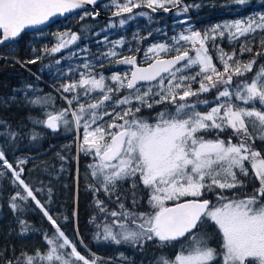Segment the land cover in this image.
I'll use <instances>...</instances> for the list:
<instances>
[{
    "label": "snow or ice",
    "instance_id": "6c2138e0",
    "mask_svg": "<svg viewBox=\"0 0 264 264\" xmlns=\"http://www.w3.org/2000/svg\"><path fill=\"white\" fill-rule=\"evenodd\" d=\"M96 3L97 0H0V45L14 41L31 26ZM181 3L182 0H124L121 4L111 0L108 7H115L113 16H121L141 6L153 12H167L168 5L176 7ZM233 3L245 5L248 0ZM190 7L199 6L184 5L180 11L187 12ZM119 23L123 25L125 20L120 19ZM257 34L260 48L264 49V12L217 24L203 33L189 30L173 37L171 43L153 44L144 51L141 63L135 54L120 56L115 47L124 42L118 40L101 55L105 59L120 57L114 62L129 66L128 71L106 77L85 62L79 80L61 85L64 93L72 94L70 98L63 97L68 107L45 112V118L35 123L53 131L61 125L74 127L78 133L83 129L78 150L96 158L89 165L99 185L90 186L94 191L102 189L111 194L120 181H135L136 177L149 190L150 212L130 211L123 203H119L121 211L107 212L104 202L96 200L100 211L113 218L112 223L104 225L103 239L142 246L154 238L162 243L188 238V244L181 246L174 259L161 258L160 264H216L218 257L220 264H264V154L254 147L256 140L264 142V64L257 60L264 58V50L256 51L251 60L241 61L236 58L235 49L229 54L216 43L218 38L227 37L231 43L241 38L255 39ZM79 39L71 32L58 34L56 46L45 51L60 52ZM209 46L216 52L222 70L213 62ZM245 52L253 53L247 43L240 45V53ZM254 66L257 70L249 80L247 74L253 73ZM234 77L245 78L237 82ZM197 82L199 87L193 90L192 84ZM213 90H218L213 101L199 99ZM121 92L125 94L120 95ZM191 97H196V101L189 103ZM83 98L89 102H82ZM29 103L47 106L52 100L38 97ZM209 103L214 106L207 112L197 110ZM257 103L262 107L257 108ZM158 105L172 107H164L151 121L141 115L142 109L151 110ZM105 117L111 121L105 123ZM229 130L232 135L227 140L221 138ZM209 133L214 134L212 138H208ZM0 161V166L11 170L14 183L22 186L24 193L17 191L11 197V207H18L17 200L31 198L55 228L51 237L44 236L49 246L45 252L23 253L22 261L17 258L18 264H98L94 254L92 259L86 258L60 229L33 188L21 178L23 167L13 168L3 150ZM249 169L259 187L242 198L224 196L223 190L247 187L240 177H249ZM132 187H137L135 182ZM205 192H216L217 203L203 199ZM187 197L192 199L182 200ZM169 201L174 203L169 205ZM132 203L137 204L135 194ZM208 221L222 236L219 251L208 245L206 233L198 231ZM27 230L26 226L22 228ZM95 238L100 239V234Z\"/></svg>",
    "mask_w": 264,
    "mask_h": 264
},
{
    "label": "trees",
    "instance_id": "16d2710c",
    "mask_svg": "<svg viewBox=\"0 0 264 264\" xmlns=\"http://www.w3.org/2000/svg\"><path fill=\"white\" fill-rule=\"evenodd\" d=\"M119 1L124 2V0ZM232 3L231 0H211L200 4L199 7H190L187 12H182L180 8L184 5H194L189 0H184L180 6L175 7L171 16H158L146 9H139L131 14L104 19L99 25L93 23V27L86 29H83L82 25L86 22H92L93 19L90 12H88V16H84L83 13L86 11L84 10L65 20L58 21L48 28L49 30L58 29L60 31L70 29L79 34L80 39L63 50L62 53L49 54L45 51L46 48L54 47L56 42L53 37L41 36L44 30L25 32L18 39L0 47V150L5 152V158L13 165V168L19 170L20 167H23L25 175L21 178L33 188L37 199L45 205L47 210L66 204L67 211L63 214L64 220L58 218L57 224L61 226L65 235L72 239L77 250L86 254L90 259L93 256L85 249L82 239L91 252L115 260V262L99 260L101 264H122L124 262L159 264L160 255L158 256V254L162 250L154 249L149 245L145 247L132 244L130 246L135 248L134 258L128 259L117 254L123 245L115 243V245L112 244L105 248H95L90 244L84 234L85 230H83L82 223L84 221L83 210L91 208L90 195L93 192L97 193L90 186L99 187L97 182H94L86 174V168L94 163L96 158L91 154L77 150L80 143L77 146L74 127L66 128L63 126L60 130L53 132L43 124H36L35 121L43 120L45 112L54 106L52 104L47 106L34 105L29 101L38 97L46 98L55 95L59 103L67 108L65 99L43 80L53 85L65 97V93L59 88L64 84L65 79L79 80L80 75L78 73L83 68L79 64L82 56L92 59L91 64L94 65L95 72H102L108 77L114 71H121L118 67L119 64L114 62L120 57L105 59L101 55L109 51L115 41L123 40L124 42L115 47V51L120 53V56L135 54L138 63H141L144 59V50L153 44L171 43L172 38L180 33L187 34L189 30L203 33L217 24L242 19L244 14L241 12V7ZM98 8L101 12L109 15H113L112 13L116 11L115 7H108V5L100 4ZM256 8L263 9L264 6L261 5ZM248 10L253 13L255 9L248 8ZM140 13H146V15H140ZM82 16H84L83 20L81 19ZM130 16L131 18H129ZM122 18L128 19H126L125 24L120 25L119 21ZM111 20H114V26L107 27L108 21ZM49 34L54 36L51 32ZM105 36H107V41L104 40ZM216 43L223 50L238 47V41L230 43L227 37L218 38ZM137 48L140 50L138 53L130 51ZM209 49L214 51L211 46ZM72 53H76V55L73 56ZM61 54H64V57L60 56ZM38 56L39 59H37ZM32 60H36V62L29 63ZM57 61L60 62L57 63ZM73 66L78 67V73L69 71V68ZM128 69L129 66L127 71ZM164 107L167 106L158 105L149 110L146 116L150 117L151 114H154L153 112H158ZM77 136L81 140L83 139L82 128L79 133L77 132ZM20 160L25 161V163L16 164ZM0 165H2V161H0ZM1 168L3 166H0ZM128 180H131L132 184L129 185ZM134 182L137 185L135 189L132 187ZM18 185V183L8 182L6 178L0 175V264H7L8 261L18 264V257L22 261L23 253L33 254L37 250H41L40 248L45 244V234L50 236L55 232L54 226L31 198L26 201L17 200L15 203L18 207L16 209L11 207L13 202L11 197L17 191L24 194L22 186L19 185L18 188ZM75 188L77 192H75ZM37 189L40 191H36ZM98 192L102 195L109 194L102 189ZM148 192L149 190L140 183L139 177H136L135 181L129 178L120 181L116 190L111 193L116 195L114 200L108 197L106 200L104 198L101 200L104 203L114 201L118 211H121L119 203H123L126 208H143V202L147 200ZM133 194L137 199L135 205L132 203ZM75 195L78 210L77 221H74L73 218ZM117 197L120 198L119 201H117ZM170 203L174 202L169 201L168 204ZM20 221H24L25 224L21 225ZM75 222H77V229ZM25 226L28 230L22 231ZM90 229L88 228V231ZM215 234L221 235L218 232ZM164 245L170 252H175L176 244L167 243ZM43 264L45 263L43 262Z\"/></svg>",
    "mask_w": 264,
    "mask_h": 264
},
{
    "label": "flooded vegetation",
    "instance_id": "af4514ba",
    "mask_svg": "<svg viewBox=\"0 0 264 264\" xmlns=\"http://www.w3.org/2000/svg\"><path fill=\"white\" fill-rule=\"evenodd\" d=\"M191 3H193L194 5H200V4H203V3H207L211 0H189ZM247 4H250L249 6L247 7H244L242 5H239L240 7L242 6V10L241 12H243L244 14V17L243 18H246L248 17L249 15L253 14V13H256V12H264V8L263 9H257L256 7H260L261 5L264 6V0L263 2L261 3L260 0H248V3ZM248 8H253L255 9L254 12L252 13V11L248 10ZM88 11H92V10H88ZM99 12L100 9H99ZM103 13V12H101ZM106 17L109 16V15H106L105 13H103ZM242 18V19H243ZM247 43L248 46L252 47L253 49V53H243L241 54L240 53V45L241 44H245ZM234 49H224V51L226 53H229L231 54L233 52ZM260 50H264V49H261L260 48V45H259V34L256 35L255 39H252V38H248L247 40H245L244 38H241L239 41H238V47L235 49L236 51V58L241 60V61H248V60H251L252 59V56L253 54L256 52V51H260ZM209 53L213 56V62L216 63L217 67L220 68L222 70V66L219 64V62L216 60V52L215 51H211L209 49ZM258 60V64H264V58H257ZM256 67L254 66L253 68V73H248L247 74V79H251L252 78V75L254 74V72L256 71ZM194 74V73H192ZM245 77H234V80L235 81H239L241 79H244ZM199 87V83H194L192 84V88L193 90L197 89ZM217 91L218 90H213L211 91L210 93H205V94H202L199 99L201 100H208V101H213L214 100V97L216 96L217 94ZM196 97H191L189 98V103H192V102H195L196 101ZM238 103H242V102H238ZM57 108L58 109H62L64 108L62 106L61 103H59V100L57 99ZM167 107L170 108L171 105H166ZM212 106H214L213 103H209L208 105H200L197 110L200 111V112H207ZM248 106H251V105H248ZM257 108H261L262 106L257 103L255 105ZM53 109V108H52ZM56 109V110H58ZM162 110V109H161ZM160 110V111H161ZM54 111V110H53ZM149 109H142L141 111V114L143 116H146L147 113H148ZM146 117H149V116H146ZM62 128V126L59 128V130ZM58 131V130H57ZM53 132H56V131H53ZM213 133H209L208 134V138H212L213 137ZM232 133L231 131H227V132H224L221 134V138L227 140V138L229 136H231ZM235 138L233 139V143H235ZM254 147L257 149V150H260L262 152V154H264V142H261L259 140H256L255 144H254ZM21 161V160H20ZM247 166V165H246ZM25 175V171H23V176ZM21 176V177H23ZM241 179L244 180L245 184L247 185L246 188H237V189H234V190H223V195L226 196V197H229V198H232L234 195L236 197H240L242 198L244 195H250L252 194L253 192V189L255 187H259V183L257 181H255L253 178H252V174H251V169H249V177L247 178H244V177H240ZM94 182H96V179L95 178H92ZM129 181V185L132 184V181L131 180H128ZM115 194H100L99 192L95 193L93 192L91 195H90V201H91V208H87V209H84L83 210V214H84V221L82 223V227H83V230L84 231V234L86 236V238L88 239V241L90 242V244H92L95 248H99V247H103L102 246V242L104 241L100 235V239H96V235L97 233L100 234V231L98 230V228H100V225L103 224V219L106 218L107 213L105 212H101L100 209L97 207V204H96V200L99 199L101 200L102 198H104L106 200V198H110L111 200H114L115 198ZM185 199H188V198H185ZM203 199H208L210 200L213 204L217 203V199H216V192H205L204 196H203ZM106 208H107V212H111V211H116L115 209V203L114 201L112 202H108V203H104ZM173 203H170L169 205H171ZM63 206V204L59 205V207ZM109 206V207H108ZM130 211H135V212H150L152 211V209L150 208V205L148 203V198L145 202H143V208H137V209H132L130 208L129 209ZM49 213L52 212V210H48ZM118 211V210H117ZM53 214H55V220L56 222H59V219L58 218H61L64 220V210H62L61 208H58L57 210V213H55V211H53ZM109 223H112V220L113 218L111 216H109ZM60 229H61V226H59ZM88 228L90 229V231H88ZM199 232H202V233H207V232H210V233H215V232H218L219 233V230L215 227L214 223L211 222V221H208L202 228H200L198 230ZM218 236V235H217ZM221 235L218 236V239L220 240ZM187 238H182L180 240H177V241H171V242H167V243H174V244H178L184 240H186ZM84 239H82V242L84 243L83 241ZM109 245H112V241H109ZM159 243L161 245H164V243H162L161 241H159ZM165 243V244H167ZM85 245V243H84ZM217 263V261H216Z\"/></svg>",
    "mask_w": 264,
    "mask_h": 264
},
{
    "label": "rangeland",
    "instance_id": "374dc122",
    "mask_svg": "<svg viewBox=\"0 0 264 264\" xmlns=\"http://www.w3.org/2000/svg\"><path fill=\"white\" fill-rule=\"evenodd\" d=\"M232 2H233V0H231ZM260 2H263V0H260ZM110 3H111V0H108V1H106V2H103V3H101V5H103V6H105V5H110ZM119 3H124V2H121V1H119ZM192 4V3H191ZM232 4H235V3H232ZM236 5H238V4H236ZM250 4H245V5H242V6H244V7H247V6H249ZM168 6H172V5H168ZM242 6H241V8H242ZM99 9V8H98ZM107 11V9H104V11ZM85 12H90V14H94L95 13V11H85ZM84 12V13H85ZM84 13H83V15H84ZM104 13V12H103ZM106 14V13H105ZM106 15H108V14H106ZM108 17H105V18H102V17H100V19H97V20H92V22L90 21V22H86V23H84V25H82V28L83 29H86V28H90V27H93V23L94 24H96V25H99V23H101V22H103V20L104 19H107ZM122 19H124L125 20V23L127 22V20L126 19H128V18H122ZM234 21V20H233ZM124 23V24H125ZM110 24H112V25H114V20L112 21H108V25H107V27H109V25ZM221 24H223V23H221ZM49 32H51V33H53V35L54 36H51L50 34H49ZM65 32H71V33H75V34H77L78 36H79V34L77 33V32H75V31H71L70 29L68 30H64V31H60V30H58V29H53V30H49V29H46V30H44V32L41 34V36H49L50 38L51 37H53V38H55V42H56V44L58 43V40H57V35L58 34H61V33H65ZM80 37V36H79ZM78 41V40H77ZM76 41V42H77ZM75 42V43H76ZM74 43V44H75ZM73 45V44H72ZM72 45H70V46H72ZM56 46V45H55ZM69 46V47H70ZM68 47V48H69ZM65 49H67V48H65ZM65 49H61V53L63 52V50H65ZM146 50V49H145ZM144 50V51H145ZM60 52H57V53H60ZM57 55H59V54H57ZM130 55V54H129ZM129 55H127V56H129ZM60 56H63L64 57V54H61ZM59 57V56H58ZM63 61V60H62ZM60 62V61H59ZM85 62H89V63H91L92 62V59H90L89 57H87V56H82L81 57V60H79V64H80V66L82 67L83 66V64L85 63ZM118 67L121 69V71H114L112 74H114V73H120V74H123V73H125L126 71H127V65H123V64H119L118 65ZM69 69H78V67L77 66H73V67H71V68H69ZM198 70V69H197ZM82 71H84V69L82 68ZM82 71H80V72H82ZM74 72H77L78 73V71H74ZM79 72V73H80ZM78 73V74H79ZM111 74V75H112ZM110 75V76H111ZM80 78V77H79ZM69 82H71V80L70 79H65L64 80V84H67V83H69ZM56 89V88H55ZM54 88H53V90H55ZM59 89H61V87L59 88ZM58 90V89H57ZM56 91V90H55ZM57 92V91H56ZM125 93L124 92H121L120 93V95H124ZM71 93H65V96H68L69 98L71 97ZM94 96H96V94H93ZM49 97H51V100H52V105L54 106L53 107V109L52 108H49L48 109V111L47 112H49V111H53V110H56V109H58L57 108V106H58V104H57V98L55 97V95H51V96H49ZM96 98L98 99L99 97L98 96H96ZM82 102H89V101H87V98H83V100H82ZM63 107H64V105H62ZM76 105H75V102H74V104H73V107H75ZM133 106H135V105H133ZM108 107H109V109L111 108V105H108ZM158 112H160V111H158ZM154 114H156L157 112H153ZM154 114H151L150 115V117H146V116H144V117H146V118H149V120L151 121V118H153V117H155V115ZM45 118V117H44ZM111 121V118L110 117H105V123H108V122H110ZM62 127H63V125H61ZM64 127H66V126H64ZM66 128H68V127H66ZM81 130V129H80ZM76 142H77V145L80 143V142H82V140H81V138H79L78 136H77V131H76ZM77 147V146H76ZM78 150V149H77ZM92 164H94V163H92ZM92 164H90V165H92ZM0 171H2V176L4 177V178H6L7 180H8V182H13V184H17V183H14V177L12 176V172H11V170H8L6 167H3V168H1L0 169ZM91 172H92V169L90 168V167H87L86 168V174L89 176V178L91 179V178H94L92 175H91ZM119 184V183H118ZM117 184V185H118ZM18 188H19V185H18ZM75 192H77L76 191V188H75ZM47 196H48V194H47ZM48 199V198H47ZM48 201H49V199H48ZM101 201H103V200H101ZM77 198H76V195H75V198H74V208H73V211H74V221H77L78 220V216H77V212H78V210H77ZM58 208H61L62 210H64V213H65V211H67V209H66V204H64L63 206H61V207H59V206H57V207H51L49 210H52V212L51 213H49L50 215H52L53 216V218L55 219V214H53V211H55V213H57V210H58ZM115 209H116V211L118 210V208L117 207H115ZM127 209H130V208H127ZM109 216H106V218H104L103 219V224L102 225H100V228H98V230L100 231V235H101V237H102V239H103V235H104V225H105V223H109ZM110 224V223H109ZM79 227V226H78ZM75 228L77 229V222H75ZM114 231H117L118 229H113ZM63 231V230H62ZM200 233H202V232H200ZM52 235H50L49 237H51ZM221 237V239L219 240L218 239V236L213 232V233H210V232H207L206 233V238H207V242H208V245L210 246V247H212V248H215V249H217V251H219L220 250V248H221V245H222V236H220ZM69 238V237H68ZM69 240H71L72 241V239H70L69 238ZM104 241L101 243L102 244V246H103V248H105V247H107L110 243H109V241H111L110 239L109 240H105V239H103ZM73 242V241H72ZM153 242H155V243H153ZM158 242V243H157ZM74 243V242H73ZM112 244H114L115 245V242H113L112 241ZM132 244H134V243H132V242H122V243H120V245H123L122 247H120L121 249L118 251V255L120 256V257H123V258H128V259H133L134 258V251H135V248L134 247H132V246H130V245H132ZM165 244V243H164ZM188 244V238L186 239V240H184V241H182V242H180V243H178V244H176L175 245V252L174 253H172V252H170L169 250H168V248L167 247H165V245H160L159 244V240H158V238H154L153 240H151V241H146V242H144L143 243V245L142 246H147V245H149L150 247H154V249H161L162 251L158 254V256L160 255V257H159V259L161 260V258H166V259H174V257H175V255L181 250V246L182 245H187ZM135 245H137V246H141L140 244H135ZM43 247H41L40 249V251L41 252H45L47 249H48V245L46 244V241H45V244L44 245H42ZM86 246V245H85ZM111 246V245H110ZM77 247V246H76ZM85 249H86V247H85ZM88 252H89V254H94V256H95V258H97L98 259V264H101L100 263V261L99 260H105V261H108V262H115V260H112V259H110V258H102V257H99L98 255H96L94 252H91L90 250H89V248H87L86 249ZM82 254V253H81ZM82 255H85L86 256V258H89L86 254H82ZM93 256V255H92ZM90 259V258H89ZM160 260H159V264H160ZM45 264H46V262H44ZM125 264H130V263H126V262H124ZM124 263H122V264H124ZM216 264H220V260H219V257L217 258V263Z\"/></svg>",
    "mask_w": 264,
    "mask_h": 264
},
{
    "label": "water",
    "instance_id": "95a60500",
    "mask_svg": "<svg viewBox=\"0 0 264 264\" xmlns=\"http://www.w3.org/2000/svg\"><path fill=\"white\" fill-rule=\"evenodd\" d=\"M105 1H107V0H97V3L95 4V5H91V4H89V5H85L83 8H81V9H77V10H74L73 12H71V13H69V14H66V15H63V16H56V17H54V18H51L48 22H46L45 24H42V25H35V26H31V27H29V28H27V29H25L22 33H21V35L23 34V33H25V32H36V31H40V30H43V29H46V28H48L50 25H52V24H54V23H56V22H58V21H60V20H65V19H67L68 17H70L71 15H73V14H75V13H77V12H79V11H82V10H86V9H92V10H96V6L98 5V4H100V3H102V2H105ZM183 1V0H182ZM181 5V4H180ZM169 7V11H167V12H165L164 10H162V9H158L157 11H155V12H153L151 9H149V8H147L146 6H141V7H139V8H134L133 9V12H135V11H137L138 9H146V10H148V11H150L151 13H153V14H155V15H158V16H160V15H165V16H171L172 14H173V12H174V7L173 6H168ZM132 12V13H133ZM95 13H98V15H92V18L94 19V20H97V19H99L100 17H105V15L104 14H102L101 12H99V11H96ZM127 14H129V13H123L122 15H127ZM108 17H118V16H113V15H111V16H108ZM20 35V36H21ZM19 36V37H20ZM19 37H17L16 39H18ZM12 42V41H11ZM10 42H6V43H4V44H2V45H0V47L1 46H3V45H6V44H9ZM22 176H23V173H22ZM188 199H192V198H188ZM180 239H182V238H180ZM179 239V240H180Z\"/></svg>",
    "mask_w": 264,
    "mask_h": 264
}]
</instances>
